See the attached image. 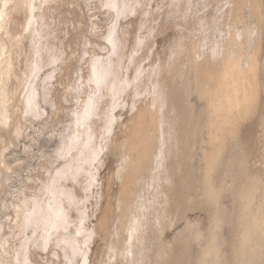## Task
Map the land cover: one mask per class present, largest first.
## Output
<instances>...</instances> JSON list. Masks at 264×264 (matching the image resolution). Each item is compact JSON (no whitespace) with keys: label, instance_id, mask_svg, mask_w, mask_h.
<instances>
[{"label":"bare ground","instance_id":"1","mask_svg":"<svg viewBox=\"0 0 264 264\" xmlns=\"http://www.w3.org/2000/svg\"><path fill=\"white\" fill-rule=\"evenodd\" d=\"M152 1L104 0L102 6L107 7L116 17L111 14L113 19L110 27L107 21L103 22H107L108 26L104 28L108 30L106 29L102 41L101 37L100 42L92 40L98 35L93 37V34V38L90 39L89 36V41L85 42L86 39H79V34L73 37L76 38L74 46L71 40L73 49L70 48L71 52L67 51V54L62 47L64 43L59 45L61 40L58 43L59 36L56 37L60 31L53 34L51 28L57 17L53 16L56 19L52 20L53 23L48 17V14L57 12L64 0H0V205L6 206L2 194L6 193V185L10 179L13 180L11 177L14 172H17V167L13 170V165L11 168L4 162V148L17 144L23 134L26 135L25 121L30 120V117L42 120V101L51 108L50 115L54 116L56 124H61L63 117L60 116L65 103H69L66 90H73V74L79 69L76 67L74 71L73 65L78 60L73 62L72 59L78 58L80 54L73 58L71 56L76 53L75 47L76 50L79 49L77 47L80 41L88 43L89 48H99L101 52H106L105 56L92 55L87 60L88 68L84 66L87 73H81V83L88 86L89 91L85 93V98L79 91V95L76 94L79 97L82 95L80 98L83 100L80 108L76 109L75 116L73 115L74 122L70 125L68 136L55 151L54 162L42 161L36 168V174L32 176L31 173L27 183L22 185L23 188H18L19 191L17 189V197L13 196L15 201L11 199L14 202H9L12 203L11 207L7 205L8 208L13 207V222L16 223L17 234L24 241L20 240L21 247L16 250L12 260L1 257L0 264H194L191 252L189 255L192 260L186 255L187 244L190 243V236L191 241L201 243L205 235L202 234L203 229L199 230L197 223L192 224L184 218L188 232L185 233L189 241L181 249L179 240L177 244L181 250L176 253L171 241H165L164 232L182 223L180 220L181 223L175 226L180 215L174 213L177 218L172 215L171 209L175 206L172 208L174 202L171 199L176 200L172 198L175 197L176 182H179L176 178L182 176L180 184L185 186L188 184L185 182L187 177H191L187 176V172L194 167L191 161L196 154L194 146L198 143L195 142L194 135L200 127L207 134V146L202 148L205 150L202 158L205 167L203 179L209 196L207 200H211L214 215L207 246L201 257L194 260L195 264H230L232 260L226 254L222 237L227 225L236 229V248L235 253H232L234 264H264V176L249 171L245 155L241 161L239 158L236 160L240 164L238 163L235 182L241 183L239 187L235 183L228 185L231 197H236L240 202L238 206L241 207L236 213L227 212V208H223L220 202L222 192H217V188L212 185L213 174L220 165L222 150L226 148L227 141L237 135L241 130V123L246 119L248 122L250 115L259 107V92L262 90L259 91L261 78L259 79L258 70L264 34V31L261 33L264 0H223L227 6L226 12L221 13L224 6L221 1L222 7L218 9L220 14L217 10L219 15L212 17L209 12L211 18L201 15L198 17V7V16L194 14L196 17H183L194 5L207 0H165L168 17L164 21L174 19L173 29L184 32L181 34L177 30L181 36H174L165 56H161L157 39L165 31V24L161 21L164 14L162 17L150 16L155 14L148 8ZM66 2L68 7L69 2ZM204 6L206 7H202ZM162 8H165L164 5ZM132 14L139 17L126 22L132 19L129 17ZM61 18L58 17L59 25L64 19ZM79 18L81 17L77 16L78 20ZM183 19L188 22L183 23ZM72 20L75 21L74 18ZM80 25L83 23L79 22L78 26ZM65 26H68L67 23ZM94 26L98 27L99 24ZM61 28L60 26L58 29ZM76 28L78 27L75 25L71 30L74 32ZM61 32L63 33L62 30ZM212 32L218 35L217 39H213V35L210 37ZM172 33L174 34V30ZM69 45L66 44L65 47ZM46 67H49V71L42 75L41 83L39 74ZM259 71L261 73L262 70ZM37 81L41 83V87L37 85ZM83 90L84 87L81 91ZM193 93L205 102L203 113H200L202 116L199 115L202 118L201 125L200 120L194 119L199 113L194 114V107H188L187 104ZM261 95L262 93L260 98ZM190 101L193 103V100ZM50 120L46 121L48 125ZM261 134L260 136H264ZM236 147L239 145L236 144ZM244 152L243 154H247ZM112 155L117 157V165L114 169L107 170V161ZM256 161L260 163L261 160ZM183 172H186L187 177H184ZM192 172L189 174L195 177L196 174ZM239 174L245 176H242L243 181L239 180ZM193 183L196 184V181L190 184L194 186ZM89 202L92 205L90 210L87 207ZM189 204L187 206L193 208L192 201ZM181 209L183 208H180V212ZM180 217L183 219L182 215ZM13 235L17 236L16 233ZM172 238H176V235ZM178 238L177 236L176 240ZM44 251L50 253L46 259L43 257L46 261L42 259L40 262V253Z\"/></svg>","mask_w":264,"mask_h":264},{"label":"rangeland","instance_id":"2","mask_svg":"<svg viewBox=\"0 0 264 264\" xmlns=\"http://www.w3.org/2000/svg\"><path fill=\"white\" fill-rule=\"evenodd\" d=\"M66 1H68L69 3H68V7H67V2ZM75 1V2H74ZM207 1H209V2H212V3H209V2H207ZM206 2L205 1H203V2H201V4H198L197 6L196 5H194L195 7H193L190 11H188L187 13H185L186 15H184L183 17H189V16H193L194 14L195 15H197L198 17H210L211 18V16L213 17V16H217V15H219L220 14V10H218V9H220L221 7H222V5L221 4H224V6H225V3H223L224 1L223 0H207ZM221 1H222V3H221ZM66 2V3H65ZM99 2V3H98ZM102 2V3H101ZM103 2H104V0H73V3H72V0H64V3L63 4H61V5H59L60 7H58L57 9L59 10V12H58V10H56L55 12L57 13H51L52 14V17H51V14H48V15H50V16H48L49 17V20L51 21V23H53L54 21H56V19H55V17H57V21L55 22V25L54 24H52V25H54L53 27H52V25H51V28L53 29L52 31H54L53 32V34H56V33H58L59 31V33L58 34H56V37L57 36H59V37H57L58 38V43L60 42V40H61V43H59V45H61V44H63L64 43V46L62 45V47H63V49L66 51V53L68 54V52H71V50H69L70 48H72L73 49V46H74V44H73V42L75 41V39L76 38H74L73 39V37L74 36H78L79 34H80V36H78L79 37V39H81L82 40V38L85 40V42H87V41H89L88 39H89V36H90V39H92L93 37H96V35H97V37L96 38H93L92 40H95V41H98V42H100V37H101V41H102V38L105 36V34H106V31L108 30V28H104V27H106V26H108V24H109V27L111 26V24H112V20L111 19H113V16L115 15L113 12H110L109 10H107L105 7H103L102 5H104L103 4ZM219 2V3H218ZM80 5H79V4ZM164 3V4H163ZM166 2H165V0H153L149 5H148V8H149V10L151 11V12H154L155 14H151L150 16L151 17H155V16H157V17H162L163 15L162 14H164V17H162V19H161V21L163 22V24H165V31L163 32V33H160V37L158 36L157 37V39H158V46H159V49H160V52H161V56H165V53H166V51H167V49H168V46L170 45V43L175 39V37L177 38V37H179V36H181L180 34H178V32H177V30L179 31V33H181L180 32V29H177V28H175V29H173L175 26V20L174 19H169V20H166V21H164V19H165V17L167 18L168 17V15L166 16V14H167V11H168V7L167 6H165L166 4H165ZM216 3V4H215ZM221 3V4H220ZM76 4V5H75ZM99 4V5H98ZM151 4H153V6L151 5ZM196 4V3H195ZM211 4V5H210ZM220 4V5H219ZM64 7H63V6ZM70 5H74V6H70ZM101 5V6H100ZM151 5V6H150ZM163 5H164V7L165 8H167V10L165 9V8H162L163 7ZM203 5H206V7L204 6V8L202 7ZM216 5V6H215ZM76 6H77V8H76ZM102 7V8H105V10L104 9H102V8H100V7ZM210 6V7H209ZM223 6V8H221V13H225L226 12V10H227V6H225L224 7ZM63 7V8H62ZM198 7V8H197ZM199 7H201V9H202V11H204V12H202L201 11V9L199 8ZM218 7V8H217ZM62 8V9H61ZM196 8H197V10H198V13H197V11H196ZM226 8V9H225ZM100 9V10H99ZM158 9V11H160V13H158V11H156ZM160 9V10H159ZM216 9V10H215ZM225 9V10H224ZM102 10V11H101ZM193 10L195 11V12H193ZM218 10V13L216 12ZM63 11V13H61ZM108 11V12H107ZM192 11V12H191ZM207 13H206V12ZM224 11V12H223ZM157 12V13H156ZM165 12V13H164ZM193 13V14H191V13ZM200 12V13H199ZM209 12H210V15H209ZM228 12V11H227ZM59 13H60V16H59ZM197 13V14H196ZM204 13V14H203ZM216 13V14H215ZM54 14V15H53ZM56 14V15H55ZM69 14V15H68ZM108 14V15H107ZM111 14L113 15V16H111ZM159 14V15H158ZM188 14V15H187ZM190 14V15H189ZM215 14V15H214ZM58 15V16H57ZM133 15V16H132ZM132 15H130L129 17H132V19L130 18V20H127L126 22H128V21H134V20H136V18H134V17H139L138 15H135L134 16V14H132ZM194 15V16H195ZM201 15V16H200ZM204 15V16H203ZM53 16H55L54 18H53ZM64 16V17H63ZM77 16L78 17H81V18H79V20L77 19ZM191 16V17H192ZM58 17L60 18V17H62V18H64V19H62L63 21H61L62 23H64V24H62L61 23V25H59L60 23H57V22H60V19L58 20ZM108 17H109V20H108ZM112 17V18H111ZM114 17H116V15L114 16ZM149 17V16H148ZM180 17H182V16H180ZM196 17V16H195ZM233 17H237L238 18V16L236 15V16H234L233 15ZM75 19V21L74 20H72V19ZM133 18H134V20H133ZM54 19V21H52ZM69 19H70V22H72V24L70 23V22H67V21H69ZM64 20L66 21V22H64ZM110 20H111V22H110ZM76 21L79 23H83V25L81 26L80 25V27L78 26V23H76ZM85 22V25H84V22ZM94 21H100V23H98V22H95L94 23ZM105 21H107L108 22V24H107V22L106 23H103V22H105ZM170 21V22H169ZM183 23L186 21V19H183V20H181ZM113 22L115 23V18H114V20H113ZM166 22V23H165ZM172 22V23H171ZM182 22H180V20H179V23H182ZM186 22H188V21H186ZM185 22V23H186ZM66 23H67V25L68 26H65L66 25ZM73 23H76V24H73ZM172 25H171V24ZM98 25L99 24V26L97 27H95L94 25ZM57 25V26H56ZM76 25V27H78V28H76V30H74V32L71 30V27H74ZM167 25H169V27L167 26ZM261 25H263L264 26V21L262 22V24ZM62 27L61 28V30L63 31V33L61 32V30L60 29H58L59 27ZM70 26V27H69ZM170 26H172V27H170ZM262 26V28H263V30H261V33H262V31H264V27ZM64 27H65V29L66 30H64ZM68 27H69V29H68ZM84 27H85V29H84ZM95 30H94V29ZM98 28V29H97ZM168 28H170V29H172V30H170V29H168ZM72 29H75V28H72ZM77 29H79L80 31H78ZM81 29H83V30H81ZM107 29V30H106ZM167 29V30H166ZM89 30V31H88ZM95 32H94V31ZM173 30H174V34L172 33L173 32ZM71 33H70V32ZM75 31H77L76 33L77 34H75ZM82 31V32H81ZM84 31V32H83ZM56 32V33H55ZM64 32H65V34H64ZM69 32V33H68ZM79 32H81V33H79ZM97 32V33H96ZM175 32H176V35H175ZM27 33V32H26ZM72 33H74V34H72ZM85 35H84V34ZM63 34V35H62ZM82 34V35H81ZM91 34V35H90ZM93 34H94V36H93ZM181 34H184V32L182 31V33ZM263 34V33H262ZM61 35V36H60ZM70 37H69V36ZM73 35V36H72ZM179 35V36H178ZM213 35V36H212ZM67 36V37H66ZM71 36H72V39H71ZM91 36H93V37H91ZM175 36V37H174ZM213 37V39H217V37H218V35H215V34H213V32L210 34V37ZM54 37H55V35H54ZM264 34L262 35V39H261V41H262V43L261 44H263L262 46H261V53H260V55L262 56H260L261 58V65H259V70L261 69L262 71H261V73H262V75H261V73H259L260 71L258 70V74H259V79L261 78V81L259 82V84H261L262 85V88H261V85H259V91L260 90H262V95H261V98H260V92H259V99H258V104H257V106H259V107H257V110H256V112L254 113V114H252V116L250 115V117L248 118V122L245 120L244 122H242L241 123V125H240V129L242 130H240L238 133H237V135L233 138V139H231V140H229V141H227V144H226V148H224V149H227V150H225L224 151V149L222 150V158H221V161H220V165H218V167H217V169L215 170V172H214V174L213 175H215V176H213V179H212V185L213 186H215L214 188H217L216 190H217V192L219 191V193L220 192H222L221 193V195H220V202L222 203L221 205L223 206V208L224 209H226V211L228 212H230V213H232V212H237V210L239 209V207H241L240 205L238 206V204H240V202H239V199H237L236 197H231V195H230V193L228 192L229 191V188H228V185L230 184L231 185V183L232 184H237V182H235V180H236V177H238L237 176V172H238V163L241 161V159H244V157L246 156V159L248 160V162H249V171L251 172V173H253V174H255V175H260L261 177L262 176H264V149H262L261 147H264L263 145H264V136H260V134L261 135H264V62H263V60H264ZM57 38H55V40H57ZM99 38V39H98ZM67 39H68V41H67ZM70 39V40H69ZM98 39V40H97ZM71 40H72V44H73V46H72V44H71ZM84 40H82V41H84ZM82 41H80L81 43H80V45H79V47H77V48H79V49H77L76 50V47H75V52L77 53H75L74 55H72L71 56V58H73L75 55H79L78 56V58L77 57H74L75 59L73 60L72 59V61L73 62H75L76 60H78V61H76L75 62V64L73 65V69H74V71H75V69H76V67L77 68H79V69H76V71H75V73L73 74L74 76V82H72V84H73V86H71V87H73V90H71L70 91V88L69 89H67L66 90V92L68 93H66V98H67V101L69 100V103L68 102H66L65 103V109H66V111H65V109L63 110V112H62V116H60V118H62L63 117V119H61L62 121H60L61 122V124L60 125H58V124H56V122H55V119L53 118L54 116L53 115H50V113L52 114V112H50L51 111V108L49 107V105L48 104H46L45 102H43L42 101V103L40 102V108H41V111L44 113L43 115H44V117H42V120H41V118H33V117H30V120H26L25 122V124L27 125H25V127H24V131H26V132H24V133H26V135L25 134H23V136L18 140V142H16L17 144H13V145H11V147L10 146H8V147H6V148H4L5 150H3V160H4V162L5 163H7V165L9 166V167H11L12 168V165H13V170H15L14 169V167H17L16 169H17V172H14V174H13V172H12V174H13V176L11 177L13 180H11L10 179V181L9 182H11V183H9L8 182V184L6 185L7 187L6 188H8V189H6V193H3L2 194V200H4L5 202H6V206L5 205H0V225H1V227H0V258L2 257V258H4V259H9V260H12V258L14 257V255H16V250H19V248L21 247L20 245L22 244L21 243V241L23 240L24 241V239L19 235V234H17L18 233V231H17V228H16V223H14L15 222V213H13L12 212V210H13V207L12 208H8V207H11V204L9 203V202H14L15 201V197H17V195L16 194H18V191H19V189L21 190L22 188H23V184H25V183H27V179L29 178V177H31L30 176V174L32 175V176H34L35 174H36V168H37V166H39L40 165V163H43V162H45V161H52V162H54V159H55V157H54V155H55V151H57V149L59 148V147H61V142L63 141V139H65L66 138V136H68V132H70V125H72V122H74V113L80 108V106H81V103H82V100H83V98H85V93L86 92H88L87 91V89L89 88L88 86L86 87V85H83L81 82V73H83V74H86L87 73V66H89L88 65V61L87 60H89V58H91L92 57V55L93 56H96V54H97V56H105V54H106V52H105V50H102V52H101V49H96V48H94V49H92V47L91 48H89L90 47V45H88V43H86L85 44V42H82ZM67 42V43H66ZM67 45H69V46H67V47H65L66 46V44ZM82 43H84V45L82 44ZM82 46V47H81ZM88 46V47H87ZM65 47V48H64ZM68 48V49H67ZM80 48H82V49H80ZM89 48V49H88ZM165 48V49H164ZM262 48H263V50H262ZM78 50L80 51V52H78ZM68 51V52H67ZM104 51V52H103ZM96 52V53H95ZM28 53H29V51H28ZM87 53H89L88 55H87ZM85 56H84V55ZM100 54V55H99ZM69 56H66V58H68ZM25 58V57H24ZM23 58V59H24ZM87 62V63H86ZM84 63V64H83ZM148 63V62H147ZM24 65V64H23ZM76 65V66H75ZM87 65V66H86ZM84 66H86V67H84ZM25 67V66H24ZM75 67V68H74ZM261 67V68H260ZM84 69H85V71H84ZM77 70H78V72H77ZM49 71V67H46V68H44L43 70H42V72H40L41 74H39V77L40 78H38V79H40V82H41V78L45 75V73L46 72H48ZM81 71V72H80ZM85 73H84V72ZM77 72V73H76ZM77 74V75H76ZM43 75V76H42ZM261 75V76H260ZM191 79H192V77H191ZM193 80V79H192ZM40 82H38L37 81V85H39V84H41ZM71 85V84H70ZM79 85H81V86H79ZM83 85V86H82ZM40 87H41V85H39ZM38 86V88L40 89V87ZM84 87V90L83 91H81V89ZM78 88H79V90H78ZM78 91L79 92H81L80 94H82V95H84L83 96V98H82V100H81V98L80 97H82V95H80V97L78 96L79 94H78ZM85 91V92H84ZM71 94H70V93ZM75 94V95H74ZM76 94H78V95H76ZM68 95V96H67ZM192 95H193V97H192ZM72 96V97H71ZM69 98V99H68ZM72 100V101H71ZM190 100H193V103L190 101ZM202 99H200L199 98V96H194V93L193 94H191V96L188 98V101H187V104H188V107H194V110H193V112H194V114H197V113H199V114H197V115H195L194 116V119H196L197 121H199V125H201V121H202V118L199 116V115H201L202 116V114H200V113H203V109H204V104H205V102H203V100L201 101ZM189 102V103H188ZM260 102V103H259ZM45 103V104H44ZM68 103V104H67ZM192 103V104H191ZM67 105V106H66ZM190 105V106H189ZM192 105V106H191ZM69 106V107H68ZM196 106V107H195ZM79 107V108H78ZM42 108H43V110H42ZM50 108V109H49ZM191 108H189V109H191ZM203 108V109H202ZM77 109V110H76ZM197 110V111H196ZM260 111V114H259V111ZM46 113H45V112ZM202 111V112H201ZM258 111V112H257ZM66 114H65V113ZM74 115V116H73ZM254 116H255V119H254ZM51 117V118H50ZM32 118V119H31ZM254 120H253V119ZM27 119H29V118H27ZM34 119V120H33ZM36 119L38 120V121H36ZM47 119V120H46ZM49 119H51L50 121H49V125H48V122H46V121H48ZM250 119H252V121H250ZM31 120H33V121H31ZM41 120V121H40ZM195 120V123L196 124H198V122ZM27 122H31L30 124H28ZM43 122H45V124L43 123ZM59 122V123H60ZM34 123V124H33ZM52 123V124H51ZM261 124H263V125H261ZM29 125V126H28ZM48 125V126H47ZM56 125V126H55ZM198 125V126H199ZM40 126V127H39ZM43 128H42V127ZM47 126V127H46ZM51 126H53V127H51ZM196 126V125H195ZM26 127L28 128V129H26ZM45 127H46V130H45ZM263 127V128H262ZM39 128H41V129H43V130H40ZM263 129V130H262ZM45 130V131H44ZM199 131H200V133H199ZM40 132H42V133H40ZM197 134V135H196ZM195 135L197 136H195L194 135V139H195V142L196 141H198V143H196L197 144V146L195 147L194 146V152L196 153L195 154V156H196V158H195V156H194V158H193V162L191 161V164L194 166H192L191 165V167H193V168H191L192 170L191 171H189V172H187V176H190L191 175V177H193V179H191V177L189 178V177H187L186 176V172H183L184 173V177H187V179H186V183H188V184H186L185 182H182V183H184V185L185 186H183L182 184H180L181 182H180V180H181V178H182V176H181V178H180V176H179V178L177 177L176 178V181H179V182H176V183H178L177 185H175V186H177L179 189H180V191H183V193L182 192H180L179 191V189L177 188V187H175V192L177 193L178 191V196H176L177 194L175 193L173 196H175V197H172V198H176V200L175 199H171L173 202H174V204L172 203V208H173V206H175V208H173V209H171L172 211V215L175 213V215H177V214H179L180 216L182 215V217H183V219L179 216V220H178V218L175 216V215H173V216H175L177 219H176V221H178V222H176L175 223V226L177 225V223L179 224V223H181V224H179V225H177V227H172V228H170V230H168V229H166V233L164 232V235H166L164 238H165V241L167 242V243H170V241H171V246H172V248L175 250V253H176V251H178V252H180V250L181 249H183L184 247H185V245L188 243V237H186L187 235H186V233H188L187 232V230H186V223L189 221L190 223H192V224H196L197 225V227H198V229L199 230H201L202 231V229H203V231H202V234L204 235V238H203V241L201 240V243H198L197 241H191V236L189 237V239H190V243H188L187 244V247L190 249H188L187 248V253H186V255H188L190 258H191V260H192V257H193V259L194 260H198L200 257H201V255H202V253H203V251L205 250V247L207 246V242H208V239H209V230H210V228H211V222H212V219H213V215H214V212H213V208H211L212 207V205H210L211 204V200L210 201H208L207 199H209V196L206 194V188H205V185L206 184H204V183H206L205 181H204V179L203 178H205V167H204V161H203V153H204V151L205 150H203V149H205L206 147L205 146H207V143H205V140H206V137H207V134H206V132H202V129H201V127H200V129L198 128V133H196ZM240 134V135H239ZM241 136V137H240ZM260 136V137H259ZM262 137H263V139H262ZM237 138V139H236ZM241 138V139H240ZM244 138V139H243ZM234 140V141H233ZM240 140L242 141V142H240ZM260 140H262V142L260 141ZM236 142V143H235ZM240 142V143H239ZM246 143V144H245ZM261 143H262V145H261ZM236 144H237V146L239 145V147L237 148L236 147ZM244 144H245V146H244ZM231 147H229V146ZM234 145H235V147L237 148H235L234 147ZM240 146H242V148L240 147ZM205 147V148H204ZM245 147V148H244ZM8 148V149H7ZM203 148V149H202ZM233 148V149H232ZM240 148V149H239ZM196 149V150H195ZM201 149L203 150V152L201 151ZM229 150V151H228ZM245 152H244V151ZM260 150V151H259ZM226 151H227V153H226ZM244 153H247V154H243V152ZM232 152V153H231ZM250 152V153H249ZM260 152V153H259ZM262 152V153H261ZM249 153V154H248ZM252 155V157H251V155ZM256 154H257V156H256ZM259 154V155H258ZM245 155V156H244ZM256 156V157H255ZM259 157H262V159H260ZM239 158V160L240 161H237L236 162V160ZM253 158V159H252ZM194 159H196V160H194ZM222 159H223V161H222ZM45 160V161H44ZM256 160H261L260 161V163H262V164H260L259 163V161H255ZM43 161V162H42ZM196 161V162H195ZM108 164H107V170H112V169H114L115 167H116V165H117V157L116 156H114V155H112V156H109V159H108ZM188 162V161H187ZM258 162V163H257ZM183 163V162H182ZM185 163V162H184ZM254 163V164H253ZM222 164V165H221ZM240 164V163H239ZM258 167H257V166ZM261 165V166H260ZM20 166V167H19ZM21 166H22V168H21ZM262 167V168H261ZM35 168V169H34ZM184 168V167H183ZM195 168V169H194ZM236 168V169H235ZM253 168H255V169H253ZM258 170H257V169ZM262 169V171H261V169ZM19 169V170H18ZM32 169V170H31ZM33 170H35V172L33 171ZM187 170V169H186ZM193 170H196V171H193ZM253 170H255L254 172H253ZM257 170V171H256ZM193 171V172H192ZM217 171V172H216ZM193 173V174H196L195 175V177L194 176H192V174H189V173ZM255 172H257V173H255ZM261 172V173H260ZM263 173V174H262ZM11 174V175H12ZM15 174H17V175H15ZM38 174V173H37ZM217 174V175H216ZM240 174H242V173H240ZM239 174V177H240V179L239 180H241V181H243V177H245V176H241ZM241 177H242V179H241ZM196 178V179H195ZM199 178V179H198ZM232 178V179H231ZM191 179V180H190ZM262 179H264V178H262ZM215 180V181H214ZM239 180H237V181H239ZM188 181V182H187ZM189 181H196V184H197V182H198V184L196 185L195 183H193V185L194 186H192L190 183H192V182H189ZM214 181V182H213ZM231 181V182H230ZM24 182V183H23ZM203 182V183H202ZM229 182V183H228ZM175 183V184H176ZM214 183H215V185H214ZM241 183V182H240ZM240 183L238 182V186L237 187H239V185H240ZM20 184V185H19ZM23 185V186H22ZM178 185H180V186H178ZM192 186V188H191V186ZM20 186H22L21 188H20ZM183 188H182V187ZM198 186V187H197ZM185 187H187L186 189H184ZM189 187V188H188ZM220 189H219V188ZM19 188V189H18ZM176 188H177V190H176ZM182 188V189H181ZM197 190H196V189ZM235 188H236V186H235ZM10 189V190H9ZM17 189H18V191H17ZM184 189V190H183ZM195 189V190H194ZM224 189V190H223ZM185 190H187V191H185ZM205 190V191H204ZM221 190V191H220ZM235 189L233 188V191H234ZM236 190L238 191V188H236ZM15 191H17V193L15 192ZM184 191H185V193H184ZM13 192V193H12ZM189 193V194H187V193ZM191 192V193H190ZM225 193V194H224ZM7 194V195H6ZM184 194V195H183ZM191 194V195H190ZM224 194V195H223ZM16 195V196H15ZM186 195V196H185ZM7 196H8V198H7ZM13 196H15V197H13ZM180 196H181V198H183V200H181V198H180ZM188 196H189V198L191 199H188ZM208 196V197H207ZM221 196H224V197H221ZM230 196V197H229ZM187 197V198H186ZM229 197V198H228ZM180 198V199H179ZM184 198H186V200L184 201ZM195 199V201H194V199ZM203 198V199H202ZM10 200V201H8V200ZM11 199H14V201H12ZM1 200V201H2ZM181 200V201H180ZM206 200H207V202H206ZM223 200V201H222ZM8 201V202H7ZM171 201V202H172ZM179 201L181 202V204H182V202H186L185 204L183 203V205H179ZM191 202L192 201V203L194 204V205H192L193 206V208L191 207V206H187L188 204H189V202ZM203 201V202H202ZM176 202V203H175ZM210 202V203H209ZM209 203V204H208ZM2 204V203H1ZM177 204V205H176ZM227 206H226V205ZM7 205H8V207H7ZM88 206V208H89V210L92 208V205L90 204V202H89V204H87ZM186 207H185V206ZM190 205V204H189ZM210 205V206H209ZM183 208V210L181 209V212H180V208L181 207ZM4 207V209L2 210V208ZM180 207V208H179ZM188 207V208H187ZM231 207V208H230ZM179 208V209H178ZM190 208V209H189ZM9 209V210H8ZM11 209V210H10ZM188 209V210H187ZM6 210V211H5ZM173 210L175 211H177V212H173ZM182 211H184V212H182ZM187 212V213H186ZM183 213H185L186 215H187V217H186V215L185 214H183ZM234 213V214H235ZM12 214H14V215H12ZM12 215V216H11ZM185 217H184V216ZM10 218L12 219V218H14L13 220H10ZM184 218H185V220H187V222L184 220ZM6 219V220H5ZM175 219V218H174ZM180 220H181V222H180ZM182 220H184V221H182ZM11 223H10V222ZM14 221V222H13ZM195 221V222H194ZM184 222V223H183ZM3 223V224H2ZM4 223H5V225L6 226H4ZM7 223V224H6ZM12 223H14V224H12ZM8 224H9V226H12V227H9L8 226ZM183 224V225H182ZM201 225V227H199ZM2 226H4V227H2ZM179 226V227H178ZM185 226V227H184ZM6 227V228H5ZM7 227H9V228H7ZM183 227V228H182ZM11 228V229H10ZM14 228H16V229H14ZM175 228H177L176 230H175ZM179 228V229H178ZM14 229V231L12 232V230ZM172 229H174V230H172ZM184 229V230H183ZM168 230V231H167ZM206 230V231H205ZM228 232H227V231ZM3 231V232H2ZM176 231V232H175ZM182 231V232H181ZM185 231H186V233H185ZM8 232V233H7ZM12 232V233H11ZM178 232L180 233V234H178ZM10 233V234H9ZM14 233H16V235L18 236H15V235H13ZM185 233V234H184ZM223 234H222V237H223V240L225 241V245H224V248H225V250H226V254H228L229 255V260L231 261L230 262V264H234V255L232 254L233 253V251H234V253H235V248H236V229L235 228H233V226L232 225H227L224 229H223V232H222ZM6 234H8L9 235V237H8V235H6ZM174 234V235H173ZM182 234V236L180 237V235ZM183 234L185 235L184 237H183ZM3 235H5V236H3ZM12 237H11V236ZM27 235L29 236L30 235V233H29V231H28V233H27ZM175 235H176V238H177V236L179 237L178 238V240H176V238H172V237H175ZM7 236V237H6ZM20 236V237H19ZM2 237H4V238H2ZM16 239H15V238ZM12 238H13V240H12ZM18 238V239H17ZM181 238H183V240L181 239ZM206 238V239H205ZM1 239H2V241H1ZM7 239V240H6ZM11 239V240H10ZM22 239V240H21ZM185 239H187V240H185ZM5 240V241H4ZM21 240V241H20ZM181 242H180V241ZM184 240H185V242H184ZM233 240V241H232ZM4 241V244L2 243ZM22 241V242H23ZM174 241L176 242V243H174ZM183 241V242H182ZM10 244H9V243ZM180 242V244H182L181 245V247L179 246V248H181V249H179L178 248V245L179 244H177V243H179ZM192 242V243H191ZM7 243V244H6ZM173 243L176 245H173ZM193 243L195 244V245H193ZM9 244V245H8ZM184 244V245H183ZM191 244V245H190ZM204 244V245H203ZM2 245V246H1ZM4 245V246H3ZM6 245H8V246H6ZM193 245V246H192ZM20 246V247H19ZM8 247H10V248H8ZM175 247V248H174ZM232 247V248H231ZM176 248H178V250L176 249ZM228 248V249H227ZM2 249L4 250V251H2ZM6 249H9V251H7ZM10 249H12V251L10 250ZM6 250V251H5ZM6 252H7V254H6ZM9 252V253H8ZM10 252H11V254H10ZM13 252V253H12ZM189 252H191V256L189 255L190 253ZM228 252V253H227ZM4 253V254H3ZM44 253H46L45 255H44ZM50 252L48 251H44V252H41L40 253V255H42L41 256V259H40V262H42V259H43V261H46L45 259L48 257L47 255L49 254ZM230 253V254H229ZM4 255V256H3ZM9 255V257H7ZM13 255V256H12ZM194 255V256H193ZM227 255V256H228ZM233 255V256H232ZM12 256V257H11ZM46 256V257H45ZM6 257V258H5ZM45 259H44V258ZM233 258V259H232ZM194 260H192V262H194V264L196 263V261H194Z\"/></svg>","mask_w":264,"mask_h":264}]
</instances>
